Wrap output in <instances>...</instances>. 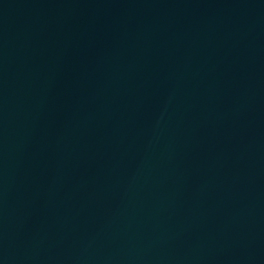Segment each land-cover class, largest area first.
<instances>
[{
    "label": "water",
    "instance_id": "95a60500",
    "mask_svg": "<svg viewBox=\"0 0 264 264\" xmlns=\"http://www.w3.org/2000/svg\"><path fill=\"white\" fill-rule=\"evenodd\" d=\"M0 264H264V0H0Z\"/></svg>",
    "mask_w": 264,
    "mask_h": 264
}]
</instances>
